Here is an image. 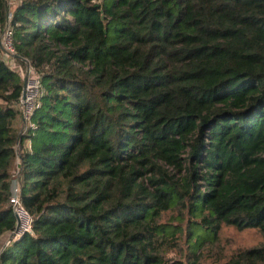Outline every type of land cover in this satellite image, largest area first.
<instances>
[{"label": "trees", "instance_id": "1", "mask_svg": "<svg viewBox=\"0 0 264 264\" xmlns=\"http://www.w3.org/2000/svg\"><path fill=\"white\" fill-rule=\"evenodd\" d=\"M8 21L39 96L25 125L0 49V239L15 182L33 218L0 264H264L219 237H264V0H0Z\"/></svg>", "mask_w": 264, "mask_h": 264}, {"label": "built area", "instance_id": "2", "mask_svg": "<svg viewBox=\"0 0 264 264\" xmlns=\"http://www.w3.org/2000/svg\"><path fill=\"white\" fill-rule=\"evenodd\" d=\"M0 49L9 65H11V62L16 63L15 49L13 46V31L10 26V21L7 22V25L0 35ZM31 75H33V77ZM27 80L26 98H22L21 100V108L25 125H28L30 122V117L35 102L39 96V80L34 75V72L31 68H29L27 71ZM33 91H35V94H33ZM30 94H33V96L31 97ZM11 205L16 217V229L10 234V239L6 242V247L23 235L32 233L33 226V218L23 205L21 198V188L18 182H15L12 186Z\"/></svg>", "mask_w": 264, "mask_h": 264}, {"label": "rangeland", "instance_id": "3", "mask_svg": "<svg viewBox=\"0 0 264 264\" xmlns=\"http://www.w3.org/2000/svg\"><path fill=\"white\" fill-rule=\"evenodd\" d=\"M15 2H12V7L16 4ZM12 65V66H11ZM11 67L13 69L18 70L23 75L25 84L27 85V70L25 71V68H21L18 63L11 62ZM35 75V74H34ZM33 77V75H31ZM33 94H35V91H33ZM33 94H30L31 97ZM220 237V248L222 247L224 249V255L223 257H228L232 253L242 250L245 248H251L254 246L264 245V237L258 233L255 230H243V231H237L233 228H223L219 234ZM220 248H217L215 253H218ZM185 250V247L183 248ZM213 253V252H212ZM226 258L222 260H218L215 258L208 257L205 262L209 264H222L226 260Z\"/></svg>", "mask_w": 264, "mask_h": 264}, {"label": "crops", "instance_id": "4", "mask_svg": "<svg viewBox=\"0 0 264 264\" xmlns=\"http://www.w3.org/2000/svg\"><path fill=\"white\" fill-rule=\"evenodd\" d=\"M29 142H27V146H29ZM18 164V161H17ZM10 239V233L4 235L1 239H0V252L6 247V242Z\"/></svg>", "mask_w": 264, "mask_h": 264}, {"label": "water", "instance_id": "5", "mask_svg": "<svg viewBox=\"0 0 264 264\" xmlns=\"http://www.w3.org/2000/svg\"><path fill=\"white\" fill-rule=\"evenodd\" d=\"M22 98H23V99L26 98V84H25V86H24V90H23Z\"/></svg>", "mask_w": 264, "mask_h": 264}]
</instances>
